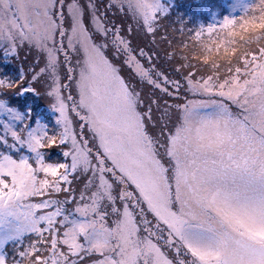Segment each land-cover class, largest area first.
<instances>
[{
	"label": "snow or ice",
	"instance_id": "obj_1",
	"mask_svg": "<svg viewBox=\"0 0 264 264\" xmlns=\"http://www.w3.org/2000/svg\"><path fill=\"white\" fill-rule=\"evenodd\" d=\"M166 13L0 0L5 54H34L0 93L39 85L58 114L0 131V264H264V0L179 43Z\"/></svg>",
	"mask_w": 264,
	"mask_h": 264
},
{
	"label": "rangeland",
	"instance_id": "obj_2",
	"mask_svg": "<svg viewBox=\"0 0 264 264\" xmlns=\"http://www.w3.org/2000/svg\"><path fill=\"white\" fill-rule=\"evenodd\" d=\"M159 2L167 9L160 33L166 30L167 35L174 37L175 42L179 43L182 39L178 32L179 28L183 27L185 31L195 32L208 27H219L226 19L239 22L242 18L253 15V9L258 6L260 0H159ZM117 22L125 25L128 23L119 17ZM173 29L177 31L174 33ZM137 42L134 37L133 44ZM6 48V44H0V79L15 83L20 79L22 71L27 78L30 75L29 66L34 63V54L22 49L17 53L20 57L17 59V55H6ZM36 87L37 94L24 92L21 95L17 94L16 90L0 93V103H4L5 107L21 117V120L17 122L8 119L6 114L0 112V131L3 129L4 122L15 130H19L25 120H27L28 130L39 124L50 134L58 131V125L55 123L58 114L52 109V98L44 94L42 87L39 85ZM46 159L49 162L59 161L62 156L57 149L53 148L49 150ZM14 247V243H8L2 251L11 259Z\"/></svg>",
	"mask_w": 264,
	"mask_h": 264
}]
</instances>
